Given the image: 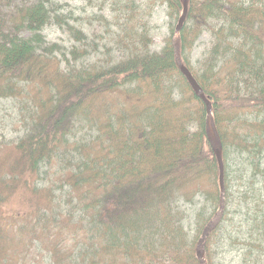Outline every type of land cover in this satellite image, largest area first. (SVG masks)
Returning a JSON list of instances; mask_svg holds the SVG:
<instances>
[{"label": "trees", "instance_id": "16d2710c", "mask_svg": "<svg viewBox=\"0 0 264 264\" xmlns=\"http://www.w3.org/2000/svg\"><path fill=\"white\" fill-rule=\"evenodd\" d=\"M164 4L178 20L181 0H103L112 14L98 17L113 44L98 56L99 42L56 13L55 0H0V102L20 101L25 130L0 142V264H200L220 169L205 105L176 65L174 22L152 50L149 22ZM53 23L80 45L49 41ZM205 31L213 46L196 70L191 53ZM180 44L224 145L226 214L206 244L216 264L233 181L264 175V0H190ZM23 188L31 210L8 218L3 205ZM251 196L242 264H264V193Z\"/></svg>", "mask_w": 264, "mask_h": 264}, {"label": "rangeland", "instance_id": "374dc122", "mask_svg": "<svg viewBox=\"0 0 264 264\" xmlns=\"http://www.w3.org/2000/svg\"><path fill=\"white\" fill-rule=\"evenodd\" d=\"M61 4L60 9H56L60 14H65L66 19L71 25H78L84 28L85 33L90 40L99 42L100 52L105 50L104 45H109L110 37L106 31L102 20L98 19L97 15L106 13L111 15L109 9L104 8L103 0H57ZM168 7L166 4L157 5L153 10V16L150 19L151 34H152V50L160 52L164 46L166 38L171 33V23L174 22V28L177 25V19L172 20L168 15ZM63 27V28H62ZM60 27L57 24L48 26L45 30L46 38L49 41L59 42L67 49L73 45H80L73 37L70 36L67 26ZM214 36L211 32L205 31L197 41V44L191 53L192 66L196 70H200L201 61L206 56V53L213 46ZM113 44V43H112ZM22 113L20 101L18 100H2L0 102V142L3 139L10 140L23 135L24 126L21 123ZM50 174V178H53ZM49 178V183H50ZM256 183H252L250 174L243 179H236L233 181L234 202L232 204L229 219L224 223V237L217 245L216 264H242V239L245 235H249L248 231L252 225V217L255 215V199L251 196L253 191L256 192L260 188L264 193V175H258L254 179ZM252 187H256L253 189ZM253 189V190H251ZM248 190L250 195L248 198L244 197L243 191ZM60 192H58L59 195ZM261 193H257L260 195ZM30 191L27 188L20 189L12 199L3 205V210L9 216H25L31 208ZM250 204V205H249ZM196 206L188 205L187 210L190 218L186 221L188 229L192 232L194 230V210ZM40 248V247H39ZM38 248V249H39ZM40 251V255L43 254ZM45 257L41 256L40 264L44 263Z\"/></svg>", "mask_w": 264, "mask_h": 264}, {"label": "water", "instance_id": "95a60500", "mask_svg": "<svg viewBox=\"0 0 264 264\" xmlns=\"http://www.w3.org/2000/svg\"><path fill=\"white\" fill-rule=\"evenodd\" d=\"M189 1L190 0H182L183 2V14L179 19V23L176 26V37L174 38V44H175V56H176V64L177 67L180 68L182 74L187 78L189 84L191 85L192 89L194 90L195 94L205 103L206 105V111L208 112L207 117V133H208V139L212 146V149L218 157V162L220 166V189L221 190V204L220 208L218 209L215 216L208 222L207 227L203 231L202 237L200 238L198 244H197V258H199L201 264H208L206 261L205 255V245L208 240L209 234L215 230L219 222L221 221L223 215H224V209L226 205V189H225V166H224V159H223V144L221 142V138L219 133L216 129V124L213 122V105L210 99L205 94V91L203 88H201L200 84L198 83L197 79L193 76L191 70L184 64V61L182 59L181 50H180V44H179V35L180 31L184 27L188 15V8H189Z\"/></svg>", "mask_w": 264, "mask_h": 264}]
</instances>
